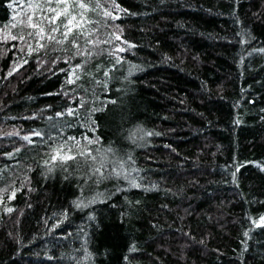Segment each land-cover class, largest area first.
I'll list each match as a JSON object with an SVG mask.
<instances>
[{"label":"trees","instance_id":"obj_1","mask_svg":"<svg viewBox=\"0 0 264 264\" xmlns=\"http://www.w3.org/2000/svg\"><path fill=\"white\" fill-rule=\"evenodd\" d=\"M28 3L0 0V264H264V0H115L97 35L135 47L90 58L6 38ZM73 137L95 164L51 160Z\"/></svg>","mask_w":264,"mask_h":264},{"label":"snow or ice","instance_id":"obj_2","mask_svg":"<svg viewBox=\"0 0 264 264\" xmlns=\"http://www.w3.org/2000/svg\"><path fill=\"white\" fill-rule=\"evenodd\" d=\"M111 3V10L105 7V4ZM28 9L30 11L25 12L24 17L18 22L19 26L22 28H28L30 31L25 35L21 32L19 35H10L6 38L11 40H19L26 45L27 52L31 55L34 51H39L45 49L50 45L59 44L71 45L73 51V57L79 55L83 57H91L93 55V49L100 48L103 44L111 43L113 40H120L122 44L127 45L128 47H117L112 50L109 54L115 56L117 52L127 51L128 48L135 47L134 44H130L127 40H124L122 37V29L119 28V25H113V27L119 30V34L116 31H113L109 34L108 39H101L97 33L100 31V25L103 23L106 25V21L111 19L113 21L120 19L118 15L114 14V10L119 9V5L115 3V0H29ZM126 11V10H124ZM89 13L100 15L102 20L93 19ZM15 19V17L13 18ZM14 24L12 27H16ZM96 26V27H90ZM81 38H84L85 44L87 47L81 46L79 41ZM32 40L36 41L35 47L31 43ZM24 49H21L23 51ZM67 51L68 49H64ZM103 51V49H101ZM264 51V49H260ZM117 63L121 62V59L117 57ZM24 63H27L25 60ZM64 63H69L68 60H65ZM87 63V59L81 64H77L71 68V76L68 79L69 84L76 83L80 79V74L83 73L84 64ZM22 66V65H19ZM18 70V67H14L13 71ZM79 70V72H78ZM8 75H12V72H9ZM107 75V73H105ZM84 101L81 100L80 106H83ZM74 110L69 111V115H72ZM154 133L148 132L145 135L151 136ZM158 135V133H155ZM39 136L40 133H35ZM24 140L31 142L30 137L24 136ZM75 141L76 153L72 154L73 146L67 145V143L60 145L57 149L53 150V155L51 160L53 162L59 161L61 164H66L68 161H76L78 158L83 159L85 162L91 160L93 164L97 162V156L93 155L91 151L87 148L81 149L80 141L76 140L74 137L71 138ZM87 139V138H86ZM98 142L87 139V144H92ZM66 149V151H65ZM110 151V149H109ZM130 159V157H129ZM45 165H48V161H45ZM106 167L103 159L100 160L99 166L94 167L91 175L97 177L94 181L99 183L103 179H107L103 169ZM49 171H52V168L49 167ZM121 172H115V175H121ZM111 175V173L109 174ZM139 187V185H136ZM15 191L12 193V197H15ZM77 206H80L79 204ZM12 208H7V212L11 213ZM258 226L264 225V217H260L259 221H254Z\"/></svg>","mask_w":264,"mask_h":264},{"label":"rangeland","instance_id":"obj_3","mask_svg":"<svg viewBox=\"0 0 264 264\" xmlns=\"http://www.w3.org/2000/svg\"><path fill=\"white\" fill-rule=\"evenodd\" d=\"M125 179H127L128 180V178L125 176Z\"/></svg>","mask_w":264,"mask_h":264}]
</instances>
